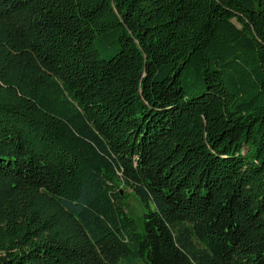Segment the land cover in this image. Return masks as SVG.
Segmentation results:
<instances>
[{"label":"trees","instance_id":"trees-1","mask_svg":"<svg viewBox=\"0 0 264 264\" xmlns=\"http://www.w3.org/2000/svg\"><path fill=\"white\" fill-rule=\"evenodd\" d=\"M0 264H264V0H0Z\"/></svg>","mask_w":264,"mask_h":264},{"label":"rangeland","instance_id":"rangeland-1","mask_svg":"<svg viewBox=\"0 0 264 264\" xmlns=\"http://www.w3.org/2000/svg\"><path fill=\"white\" fill-rule=\"evenodd\" d=\"M121 194H125L124 205L129 215L138 219L142 213V208L130 189H125V193L121 190Z\"/></svg>","mask_w":264,"mask_h":264}]
</instances>
